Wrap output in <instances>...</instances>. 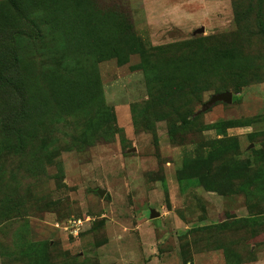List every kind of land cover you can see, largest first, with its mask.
<instances>
[{
    "label": "rangeland",
    "instance_id": "374dc122",
    "mask_svg": "<svg viewBox=\"0 0 264 264\" xmlns=\"http://www.w3.org/2000/svg\"><path fill=\"white\" fill-rule=\"evenodd\" d=\"M0 264H264V0H0Z\"/></svg>",
    "mask_w": 264,
    "mask_h": 264
},
{
    "label": "water",
    "instance_id": "95a60500",
    "mask_svg": "<svg viewBox=\"0 0 264 264\" xmlns=\"http://www.w3.org/2000/svg\"><path fill=\"white\" fill-rule=\"evenodd\" d=\"M220 99L225 100L227 102H232V92L225 91L219 94H215L213 98L208 102V104L212 103L213 101L220 100ZM100 192H101V195L104 194V190H100ZM155 215L156 214H153L152 216H155Z\"/></svg>",
    "mask_w": 264,
    "mask_h": 264
},
{
    "label": "trees",
    "instance_id": "16d2710c",
    "mask_svg": "<svg viewBox=\"0 0 264 264\" xmlns=\"http://www.w3.org/2000/svg\"><path fill=\"white\" fill-rule=\"evenodd\" d=\"M8 67V66H7Z\"/></svg>",
    "mask_w": 264,
    "mask_h": 264
}]
</instances>
